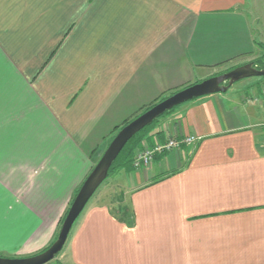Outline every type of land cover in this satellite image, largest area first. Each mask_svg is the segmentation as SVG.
<instances>
[{
	"label": "crops",
	"instance_id": "0c3cea01",
	"mask_svg": "<svg viewBox=\"0 0 264 264\" xmlns=\"http://www.w3.org/2000/svg\"><path fill=\"white\" fill-rule=\"evenodd\" d=\"M263 56L264 0H0V256L55 241L127 121ZM158 121L195 143L113 174L49 264H264V91Z\"/></svg>",
	"mask_w": 264,
	"mask_h": 264
},
{
	"label": "water",
	"instance_id": "95a60500",
	"mask_svg": "<svg viewBox=\"0 0 264 264\" xmlns=\"http://www.w3.org/2000/svg\"><path fill=\"white\" fill-rule=\"evenodd\" d=\"M263 76L264 69L255 67L252 62L247 63L228 72L191 84L157 102L148 110L135 117L119 130L87 176L68 210L57 239L48 248L32 256H0V264H49L64 250L71 232L87 208L89 202L108 178L111 166L126 144L137 133L146 126L151 125L166 112L183 103L198 97L227 92L234 83L242 79Z\"/></svg>",
	"mask_w": 264,
	"mask_h": 264
},
{
	"label": "trees",
	"instance_id": "16d2710c",
	"mask_svg": "<svg viewBox=\"0 0 264 264\" xmlns=\"http://www.w3.org/2000/svg\"><path fill=\"white\" fill-rule=\"evenodd\" d=\"M254 64L255 67L259 68V69H264V56L262 58H260L259 60L252 62ZM175 93V92H174ZM173 94V93H172ZM168 96H164L162 97L159 101L165 99ZM158 101V102H159ZM157 103V102H156ZM154 103V104H156ZM154 104H152L151 106H153ZM151 106H148L144 111L148 110ZM175 109V108H173ZM170 110L168 112H166L165 114L167 115L168 113H170ZM143 111V112H144ZM164 114V115H165ZM163 116V115H162ZM160 118L156 119L151 125L146 126L144 129H142L139 133H137L127 144L126 146L123 148V150L121 151V153L119 154L118 158L116 159V161L113 163V165L110 168L109 171V176L111 177L113 174L119 172L120 170H126V171H132L134 170V166H133V160L135 157V151L137 149H140L141 147H143L144 143H147L148 139L151 136V133L153 132V130L155 129V125L154 123L158 122ZM133 120V119H132ZM131 120L127 121L124 126L126 124H128ZM101 157V156H100ZM100 157L94 160L95 164L98 162V160L100 159ZM78 193V192H77ZM68 211L66 212L65 216L63 217V219L61 220V225L65 220V217L67 215Z\"/></svg>",
	"mask_w": 264,
	"mask_h": 264
},
{
	"label": "built area",
	"instance_id": "2783aa9c",
	"mask_svg": "<svg viewBox=\"0 0 264 264\" xmlns=\"http://www.w3.org/2000/svg\"><path fill=\"white\" fill-rule=\"evenodd\" d=\"M195 141V136H186L182 138H169L163 142L158 141L153 146H144L135 151L133 166L135 169L148 167L154 161L156 155L168 153L180 148L184 144L192 145Z\"/></svg>",
	"mask_w": 264,
	"mask_h": 264
},
{
	"label": "rangeland",
	"instance_id": "374dc122",
	"mask_svg": "<svg viewBox=\"0 0 264 264\" xmlns=\"http://www.w3.org/2000/svg\"><path fill=\"white\" fill-rule=\"evenodd\" d=\"M202 81V80H201ZM254 88L256 91H257V89L259 88L260 89V91H264L263 89H264V76L263 77H249V78H245V79H242V80H240V81H237L236 83H234L230 88H229V90H228V92H230V93H233V94H236V95H241L242 93H246L247 91H249L250 90V88ZM184 89V88H183ZM182 90V89H181ZM225 93V92H224ZM212 95V94H211ZM207 96V95H206ZM202 97H204V96H202ZM202 97H198V98H195V99H193V100H199L200 98H202ZM178 107V106H177ZM177 107H175V108H177ZM174 110V109H173ZM172 112V111H171ZM170 112V113H171ZM170 113H168L167 115H169ZM166 116V114L165 115H163V116H161V117H159L160 119L161 118H164ZM159 122V121H158ZM158 122H156V123H154V124H157ZM156 126V125H155ZM110 144V143H109ZM144 146H150L149 144H147V143H144L143 144ZM142 148V147H141ZM101 153V152H100ZM99 152H98V154L96 153L95 154V156L93 157L94 158V160L97 158H99L100 156H102V154L104 153V151L100 154ZM111 178L112 177H108L106 180H105V182L101 185V187L98 189V191L102 188H105L107 185H109V182L111 181ZM76 196V195H75ZM121 198H122V196H121V194L119 193V192H117L116 194H115V196H114V199L115 200H117V201H121ZM74 200V199H73ZM72 204V203H71ZM71 206V205H70ZM70 208V207H69ZM69 210V209H68ZM67 210V211H68ZM66 214V213H65ZM65 216V215H64ZM63 216V217H64ZM63 219V218H62ZM63 224V223H62ZM61 224H60V229H61ZM60 229H59V232H60ZM59 234V233H58ZM58 234H57V237H58ZM57 237H56V239H57ZM55 239V240H56ZM61 255V254H60ZM60 255H58V256H60ZM57 256V257H58ZM55 260V259H54ZM51 262H54V261H51Z\"/></svg>",
	"mask_w": 264,
	"mask_h": 264
}]
</instances>
